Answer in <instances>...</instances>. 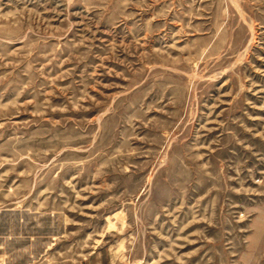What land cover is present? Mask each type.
Here are the masks:
<instances>
[{
	"label": "rangeland",
	"instance_id": "rangeland-1",
	"mask_svg": "<svg viewBox=\"0 0 264 264\" xmlns=\"http://www.w3.org/2000/svg\"><path fill=\"white\" fill-rule=\"evenodd\" d=\"M0 264H264V0H0Z\"/></svg>",
	"mask_w": 264,
	"mask_h": 264
}]
</instances>
